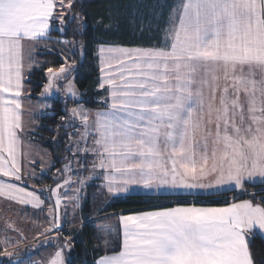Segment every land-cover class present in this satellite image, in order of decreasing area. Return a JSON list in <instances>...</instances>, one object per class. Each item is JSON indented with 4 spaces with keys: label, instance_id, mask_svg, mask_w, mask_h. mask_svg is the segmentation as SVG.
Masks as SVG:
<instances>
[{
    "label": "snow or ice",
    "instance_id": "6c2138e0",
    "mask_svg": "<svg viewBox=\"0 0 264 264\" xmlns=\"http://www.w3.org/2000/svg\"><path fill=\"white\" fill-rule=\"evenodd\" d=\"M75 7L76 0H0V197L41 211L49 204V227L38 233L44 239L37 247L51 246L61 235L68 202L83 211L86 195L80 193L88 180L100 178L78 175L73 159L81 170L102 173V187L114 197L133 186L216 195L243 190L246 183L264 185V0H173L166 19L161 11L155 27L147 23L148 31L159 33L148 37L154 44L98 47L97 86L106 95L94 112L79 103L82 94L70 78L76 61L64 49L74 56L76 41H57L63 63L46 69L41 95L62 92L65 102L76 103L60 117L61 126L75 132L69 133L66 163L52 177L55 186H22L26 175L36 178L21 166V157L28 158L22 139L24 42L35 50L51 31L66 33L72 21L82 35L86 15ZM108 19L106 29L120 23L119 14ZM129 22L136 24L135 15ZM102 23L103 18L97 21ZM85 49L81 43V53ZM27 59L30 72L31 51ZM29 163L34 168L37 161ZM249 195L253 199L223 207L193 201L120 215L122 240L108 229L97 234L103 248L97 243L93 251L104 254L94 264H257L250 241L258 234L264 239V196ZM6 230L18 231L12 223ZM3 243L11 237L5 234ZM73 246L74 238L65 237L45 262L14 259L17 254L6 249L2 255L7 264H70L65 250Z\"/></svg>",
    "mask_w": 264,
    "mask_h": 264
},
{
    "label": "trees",
    "instance_id": "16d2710c",
    "mask_svg": "<svg viewBox=\"0 0 264 264\" xmlns=\"http://www.w3.org/2000/svg\"><path fill=\"white\" fill-rule=\"evenodd\" d=\"M173 0H76V7L73 11L82 12L86 15V30L84 33H76V22L72 21L68 24L66 33L61 35L58 31L50 32V39L39 43L33 54L34 67L31 73L25 79L24 86L28 91V99L36 102L45 85V72L48 67L58 68L63 63L61 54V44L58 40H75L78 44H85L83 61L79 62L77 53L73 56L64 49V54L68 55L70 60H75L77 68L74 71V81L78 91L82 94L80 97V104L90 109H99L101 104L99 98L103 93L98 88L99 70L96 64L95 48L100 44L107 45H123V46H148L154 44L155 40H149V36H157V31H148L147 23L152 20V25L155 27V14L163 11L164 15L161 20L167 18L168 5L172 4ZM163 5V8H162ZM111 10V12L109 11ZM120 15V23L117 26L115 23L108 29L104 27L109 23V15ZM135 15L136 24L132 25L129 18ZM141 17L145 23V31L140 32ZM103 18L102 24H97V21ZM163 27V24H161ZM47 44V49L45 48ZM70 103V102H69ZM68 104H64L59 99H54L52 107L46 111L45 115H36L34 118L36 128L30 134V140L39 145L47 154L51 156L54 161V168H61L66 163L64 157L68 155L65 151L67 141V134L60 117L67 116ZM71 129V128H69ZM60 133V134H59ZM59 140L58 142L53 141ZM37 185H54L51 177L43 175L39 180H35ZM248 189L260 190L264 185L248 186ZM263 192H257L255 199ZM244 198H251L250 196H243L240 198H231L229 196L222 197H208L205 199L203 205L209 206H223L232 201H237ZM187 197H156L147 195H127L122 198L113 200L109 205L103 207L97 213L98 216H110L114 214H129L140 211L160 208L168 205V203L183 202ZM66 237L72 236L74 238V246L70 252V264H94V260L103 255V251L94 252L93 247L99 243L101 249L103 248L102 241L98 242L95 236L99 234V230L93 221L83 224L81 228H73L65 231ZM114 231L113 237H117ZM250 250L254 259L259 264L264 261V239L256 235L250 241ZM7 259L2 260V264H6Z\"/></svg>",
    "mask_w": 264,
    "mask_h": 264
},
{
    "label": "rangeland",
    "instance_id": "374dc122",
    "mask_svg": "<svg viewBox=\"0 0 264 264\" xmlns=\"http://www.w3.org/2000/svg\"><path fill=\"white\" fill-rule=\"evenodd\" d=\"M72 40L73 39H70L69 41H72ZM101 45H107V44H100V45L96 46V48H95V58H96L97 66L99 65V60L97 58L98 57L97 49ZM68 47H71V44H69ZM35 50H34V52H35ZM74 51H75V53L78 54L79 62L81 63L83 61V57H84V52L81 53V44H78L76 42ZM34 52H32V55L34 54ZM76 68H77V64H76ZM76 68H75V70H76ZM30 73L31 72L28 71V67L26 66V78L28 77V74H30ZM46 76H47V74L45 72V80H46L45 84L47 83ZM70 78H72V79L75 78L74 72ZM99 78H100V73H99ZM43 91H44V87H43V90L41 93H43ZM100 91L103 93V95L101 97L106 95V92L104 90L100 89ZM25 94L27 96L28 91H26ZM100 98H99V101H100ZM27 99H28V97H27ZM27 99H25L22 103V105H23L22 119H23V125H24V129H25L26 133H31L34 131L33 130L34 125L31 122L32 115H34V114L35 115H45L46 111L52 107V102L54 99H59L64 104H68L70 102L69 106L67 108V111H66L67 115H68V109H71V108L77 106L76 103H74L73 100H71V99H67V101L65 102L66 98L64 97V94L62 92L57 94V93H55V91H53L52 94H44L43 96L40 94L39 98L36 102L31 101L30 99H28V100ZM78 99L80 101V97ZM33 103H34V107H31V105ZM45 104L51 105V107H48V108L42 107ZM81 105L91 112H94L95 110H97V109L87 108L83 104H81ZM74 123L79 124V121H75ZM69 128H71V129H69ZM65 129H67V131H66L67 141H66V145H65V149H66L68 147L69 143L72 142L69 140V133H74L75 129L73 127H65ZM74 139H75V137H73V140ZM23 141H24L23 151L28 153V158L21 157V166H22L23 171L26 173H34L36 180H39L41 178V176H43V175H48L52 179V177L56 174V168H54L55 165H54V161L51 158V156L49 154H47L36 143L35 144L33 143L35 145L34 146L29 141H26L25 139H23ZM53 141L58 142L59 140L57 139V140H53ZM29 159H35L37 161L34 168L29 163ZM88 161L90 164L91 163V157L88 158ZM62 167H63V165L61 166V168ZM72 167L77 169V174L82 176L83 178H89V177H95V176H99L100 178H93V179L88 180L87 186L80 193L81 197H84L86 195V202L82 201L83 202V211L82 212L79 209H73L71 203L68 202V207H67L68 215L67 216L62 215L63 227L61 230V235L56 240H54L52 242L53 246L55 243L62 244L64 242V239L66 237V235L64 234L65 231H69L73 228H81V226H83L84 223L89 222V221H93L95 223V226H97V228L99 230V234H103L104 230L108 229L112 232V235H114L115 228L113 227V225L111 223H109V221L104 216H98L97 213L103 207L109 205L113 200H115L117 198H122V197H125L128 195L126 193H121L115 197L112 196L110 193L107 192V190L105 188L102 187L103 183H104L103 178H102L103 174L99 173L98 171L93 173L90 170V168H86V169L81 170L79 164L76 163L75 159L72 160ZM41 169L44 170L43 174H41ZM57 169H60V168H57ZM31 178H32L31 176L26 175L24 177L26 183H24V184L29 185L30 187L33 188V186L31 184L34 182L31 180ZM75 178L76 177L73 176V179H75ZM54 186L55 185H53V187ZM38 187L46 188L47 186L38 185ZM29 190H32V189H29ZM61 191H64V190L62 189ZM256 192H261V189L260 190H253L249 193H256ZM68 195L69 196L73 195V191L68 190ZM44 196H45V199H47L49 196V193L44 192ZM147 196H151V195H147ZM2 201H6V199H4V198L1 199L0 203ZM11 203L14 206H16V208L11 209V210L9 209L8 211H6L5 214H3V218L0 219V262L2 261L3 258H5L2 255L3 252L5 251V249L9 252H15L17 254V256L14 257V259L19 258V259H22L26 262L35 261L36 259H37L36 261H40V262L47 261V259L50 257V254L46 255V253L42 252V255L40 257H38L37 252L40 248L46 247L48 245H41V246L37 247V244L39 243V241L43 240L44 237L42 236V238H39V239H36V238L38 237V233L43 232L45 228L49 227V223H50V219H51L49 216V204L47 203L46 211H45L47 224L44 226H36V224L34 225V224H32V222H29L28 220H26V218L28 217V212L26 209H31V210H38V209H33L31 206L19 205L13 201ZM51 203L54 204V199L51 201ZM17 208H19L20 211L16 210ZM64 210H65L64 206L62 205V207H61L62 214H63ZM73 212L75 213L74 216H73ZM82 217H83V219H82ZM8 223H12L14 225V227L16 229H18V231L6 230V224H8ZM20 233L23 234L22 237H21ZM5 234H7L9 237H11V243H9L8 245H5L3 243V239L5 237ZM17 240L20 241L19 244L16 243ZM70 252H71V250L70 251L67 249L65 250V255L68 258V260H70V257H71ZM46 257H47V259H46Z\"/></svg>",
    "mask_w": 264,
    "mask_h": 264
},
{
    "label": "crops",
    "instance_id": "0c3cea01",
    "mask_svg": "<svg viewBox=\"0 0 264 264\" xmlns=\"http://www.w3.org/2000/svg\"><path fill=\"white\" fill-rule=\"evenodd\" d=\"M31 43L32 42H29V41H25L24 42L23 54H24V57H25V72H26V66L28 65L27 57L29 55V52L30 51L34 52V50L31 49ZM25 99H27L26 94L22 98V103H23V101ZM31 107H34V103L31 105ZM35 116L36 115L34 114V115H32V118H31V122L34 125L33 130H35V127H36L35 121H34ZM31 133H27V135H23L22 139H25L26 141H29L32 145H34L33 142L29 138ZM31 180L34 182V183L31 184L33 186V188L30 187L29 185H26V184H23L22 186H25V187H27L29 189H32V190L40 189V187H38L37 183H35L36 179L33 180V178H31ZM205 182H207V181H205ZM17 183H20V182H17ZM258 185H261V184L253 185V184L246 183L243 190H234V191H224V190H222V191H219L216 195H212L211 192H203L201 190H196V193H194L192 195H189L188 192L181 190V194L178 195L177 194V190H170V189H167V188H164V189H155L154 188V189H152L150 191H145V190H143V189H141V188H139L137 186H133L130 189V191L128 193H126V194H128V195H131V194H135V195H151V196H156V197H187V199L185 201L179 202V203L186 205L188 203H191V202L195 201V206H198V207L199 206L223 207V206H226V205H223V206H209V205H203V203H204L205 199H207L208 197L229 196L231 198H240V197H243V196H250L249 192H251L253 190L252 189H248L247 187L248 186H250V187L258 186ZM256 194H257V192H256ZM261 196H264V192L261 195L258 196V199H260ZM43 197L45 198L44 193H43ZM1 199H3V198L0 197V200ZM245 199H251V198H244V199H240V200H237V201H232L230 203L240 202L241 200H245ZM11 202L12 201L9 202L8 200H6V201H2L0 203V219L3 218V214H5L6 211H8L9 209L11 210V209L16 208V206H14ZM176 204L177 203L170 202V203H168V205H165V206H162V207H173V206H176ZM46 205H47V203L43 207L42 211L41 210L26 209L27 212H28V217L26 218V220H28L29 222H32V224H34V225L36 224V226H44V225H46L47 224L46 215H45ZM156 209H158V208H156ZM156 209H151V210H156ZM16 210H19V208H17ZM151 210H146V211H151ZM142 212H144V211H140V212H136V213H129V214L118 213V214L107 216L105 218L109 221V223H111L113 225V227L115 228V233L119 234V238L122 240V226L119 223L120 215H135V214H139V213H142ZM256 231L258 232V230H256ZM39 238H42V236H40ZM39 238L37 237L36 239H39ZM55 244L57 245V243H55ZM55 244H54V246L51 244V246H46V247L40 248L38 250V252H37V256L40 257L42 255V252L46 253V255H49V254L53 253V251H54V249L56 247ZM46 259H47V257H46ZM0 264H2V261L0 262Z\"/></svg>",
    "mask_w": 264,
    "mask_h": 264
}]
</instances>
